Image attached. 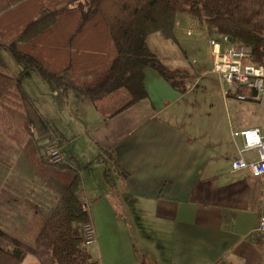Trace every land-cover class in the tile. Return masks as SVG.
Wrapping results in <instances>:
<instances>
[{"label":"crops","instance_id":"obj_1","mask_svg":"<svg viewBox=\"0 0 264 264\" xmlns=\"http://www.w3.org/2000/svg\"><path fill=\"white\" fill-rule=\"evenodd\" d=\"M158 34L147 38L152 54L159 61L165 57L162 65L171 70L189 72L185 80L195 78L184 94L151 69L143 70L144 98L125 109L129 96L122 90L94 102L83 97L81 92L96 85L92 83L103 67L73 77L62 73L66 90H51L35 76L30 90L21 80L26 77L23 70L16 78L36 111L61 137L57 147L62 164L82 168L79 201L86 204L95 233L96 262L262 264L264 250L250 237L264 212V177L254 178L246 170L233 172L231 162L238 157L246 163L257 161L253 150L238 156L243 142L232 133L264 131V121L224 97L216 76L197 74L196 68L205 65L208 47L199 56V46L188 41L202 34L196 19L179 13L174 41L161 34L152 46L150 40ZM106 72L107 68L101 71L103 78ZM108 153L114 159L111 186L104 180ZM102 158L108 160L103 163ZM20 175L17 182L7 184L4 178L0 183V211L6 214L1 223L10 213L6 204L15 207L11 215L21 216L12 218L15 223L28 221L22 213L32 209ZM46 214L40 212L38 222ZM21 264L39 263L27 256Z\"/></svg>","mask_w":264,"mask_h":264},{"label":"trees","instance_id":"obj_2","mask_svg":"<svg viewBox=\"0 0 264 264\" xmlns=\"http://www.w3.org/2000/svg\"><path fill=\"white\" fill-rule=\"evenodd\" d=\"M179 13L215 27L249 53L247 64L264 68V0H197L184 11L171 0H0V48L5 46L23 71L35 70L51 90H66L62 73L102 68L112 46L115 56L105 77L81 93L94 102L125 91V109L145 96L144 69L157 72L180 94L194 83L192 76L185 80L189 72L162 65L147 46V38L156 33L174 41ZM5 70L0 57V132L23 150L31 146L44 187L55 194L56 203L32 245L0 228V264H21L26 256L39 264H97L81 238V227L89 222L79 201L82 168L46 163L45 148L57 147L61 137ZM111 154L109 160L100 159L108 160L104 180L109 186Z\"/></svg>","mask_w":264,"mask_h":264},{"label":"built area","instance_id":"obj_3","mask_svg":"<svg viewBox=\"0 0 264 264\" xmlns=\"http://www.w3.org/2000/svg\"><path fill=\"white\" fill-rule=\"evenodd\" d=\"M190 31L186 33L188 36L191 35ZM200 31L207 39L208 53L205 65L196 68L197 74L216 76L223 86L224 97H231L240 102L264 104V68L247 64L249 53L230 43L215 27L203 23L200 24ZM232 137L240 138L243 142L242 148L237 152L238 156L253 150L257 153V161L246 163L238 157L231 162V170H246L254 178L264 177V131H236L232 133ZM44 158L48 165L63 163V154L56 146L46 147ZM81 206L83 212L88 214L86 204ZM81 238L86 247L95 243L96 237L90 222L82 225ZM250 238L259 241L264 250V212L256 219Z\"/></svg>","mask_w":264,"mask_h":264},{"label":"rangeland","instance_id":"obj_4","mask_svg":"<svg viewBox=\"0 0 264 264\" xmlns=\"http://www.w3.org/2000/svg\"><path fill=\"white\" fill-rule=\"evenodd\" d=\"M172 3L178 7L180 10L184 11L187 9L188 5L197 0H171ZM159 36H155L150 40V44L153 46V43L158 39L163 37L161 34H158ZM166 41V39H164ZM188 41L194 42L197 46H199L201 52L199 53V56H202L204 48L208 47L207 46V39L204 35H194L188 38ZM157 42V41H156ZM168 43V45L171 46L170 42H165ZM173 47V46H171ZM175 51L177 53L178 49L175 47ZM152 52V51H151ZM115 56V51L112 46L109 47L108 53H107V59L106 63L103 66V70H100L98 72V76L95 77L93 81L94 84H98L103 76L101 71H105V69L109 68L112 59ZM190 56V55H189ZM0 57L3 60V62L6 65V74H10L12 78L19 80V73L22 71V67L15 62L13 59L12 55L10 54L9 50L3 46L0 48ZM162 60H166L165 57H162ZM182 59V58H181ZM183 60V59H182ZM159 61L161 64L162 62ZM168 62V61H166ZM169 64V63H168ZM172 68H177L175 67L176 65H170ZM8 74V75H9ZM26 77L22 78L21 80L26 81V86H29L30 90L34 87L32 84L33 77L35 76V79H37L38 74L35 70H28L25 71ZM31 75V76H30ZM70 77L77 76L76 74L68 73ZM106 75V74H105ZM84 77V76H82ZM91 78L94 77V74L92 76H89ZM39 79V78H38ZM75 79V78H71ZM38 81V80H37ZM21 82V81H20ZM235 103L237 106L241 107L242 109H248L249 111H252L255 113V116H257L258 119L264 121V107H259L256 103L253 102H239V101H232ZM30 150L28 149H21L19 148L16 144H14L11 140H9L7 137H5L1 132H0V183H2V180L4 178H8L7 184H10L11 181L17 182V174L20 173V176H23L24 180L20 179L22 182L25 183V191L24 194L26 195V200L29 202V205L31 206L30 208L32 209L28 213H22L23 214V219L28 220L27 223H15L16 220H12V218L17 217L20 218L21 216L17 215H11L10 213H15V207L11 205H7V207H10V213L9 216H6L5 218V223H1V221L4 220V213H1L0 211V228H5L7 233L11 234L12 236H17L18 238H21L20 240L26 242L28 245H32L34 236H35V231H37L40 226L41 222H38L41 214H46L47 211L50 208L51 202L55 203V194L52 191L47 190L44 185H43V178L40 173V164L38 165L35 161V158L37 157L36 155H33L31 153V146L29 147ZM16 186V185H13ZM20 205L18 206V209ZM27 208V207H26ZM40 208V209H39ZM21 214V212H20ZM9 217V218H7ZM30 217V218H29ZM30 219V220H29ZM100 226V225H99ZM35 232V233H34ZM88 250L91 253V257L93 260L96 261V257L93 255V246H90ZM263 253L261 255L262 259ZM27 257V256H26ZM29 258L32 256H28Z\"/></svg>","mask_w":264,"mask_h":264}]
</instances>
